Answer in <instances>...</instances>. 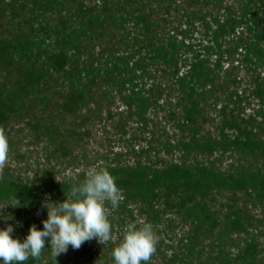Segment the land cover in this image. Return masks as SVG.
<instances>
[{
	"label": "trees",
	"instance_id": "1",
	"mask_svg": "<svg viewBox=\"0 0 264 264\" xmlns=\"http://www.w3.org/2000/svg\"><path fill=\"white\" fill-rule=\"evenodd\" d=\"M0 131L20 239L93 166L121 191L108 244L23 264H114L145 222L148 264H264V0H0Z\"/></svg>",
	"mask_w": 264,
	"mask_h": 264
},
{
	"label": "clouds",
	"instance_id": "2",
	"mask_svg": "<svg viewBox=\"0 0 264 264\" xmlns=\"http://www.w3.org/2000/svg\"><path fill=\"white\" fill-rule=\"evenodd\" d=\"M7 153L8 140L0 131V168L6 164ZM65 196L62 201L50 198L43 201L47 218L42 221V227L32 224L23 239L13 235L12 224L0 227V264H23L29 257L38 258L46 245L58 257L69 246L79 249L84 242L92 240L104 246L113 240L106 204L118 207L121 191L109 170L99 165L89 168L83 181L73 184L70 194ZM7 205L18 206L20 202L10 201ZM156 243L157 236L150 222L128 223L112 250L113 262L148 264Z\"/></svg>",
	"mask_w": 264,
	"mask_h": 264
}]
</instances>
